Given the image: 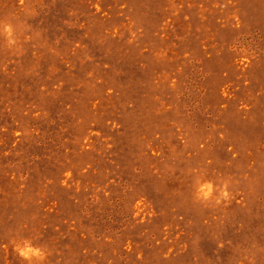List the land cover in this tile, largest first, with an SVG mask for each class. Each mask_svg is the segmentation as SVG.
Wrapping results in <instances>:
<instances>
[{
    "label": "rangeland",
    "instance_id": "1",
    "mask_svg": "<svg viewBox=\"0 0 264 264\" xmlns=\"http://www.w3.org/2000/svg\"><path fill=\"white\" fill-rule=\"evenodd\" d=\"M0 264H264V0H0Z\"/></svg>",
    "mask_w": 264,
    "mask_h": 264
},
{
    "label": "clouds",
    "instance_id": "2",
    "mask_svg": "<svg viewBox=\"0 0 264 264\" xmlns=\"http://www.w3.org/2000/svg\"><path fill=\"white\" fill-rule=\"evenodd\" d=\"M3 31L10 37L11 36V26L10 25H3ZM11 43V40L9 41ZM26 251L28 253H30V255L27 256V258L29 260H31V256L34 255L40 259H43L44 257V253L40 250V249H36L35 251H33L31 248H27ZM22 253L24 254V251H22ZM21 253V254H22ZM22 254V255H23Z\"/></svg>",
    "mask_w": 264,
    "mask_h": 264
}]
</instances>
